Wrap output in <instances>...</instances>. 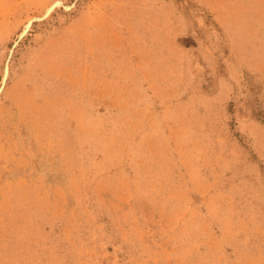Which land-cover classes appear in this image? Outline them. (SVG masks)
I'll return each mask as SVG.
<instances>
[{
	"label": "rangeland",
	"instance_id": "1",
	"mask_svg": "<svg viewBox=\"0 0 264 264\" xmlns=\"http://www.w3.org/2000/svg\"><path fill=\"white\" fill-rule=\"evenodd\" d=\"M243 1L0 0V264H264Z\"/></svg>",
	"mask_w": 264,
	"mask_h": 264
},
{
	"label": "crops",
	"instance_id": "2",
	"mask_svg": "<svg viewBox=\"0 0 264 264\" xmlns=\"http://www.w3.org/2000/svg\"><path fill=\"white\" fill-rule=\"evenodd\" d=\"M242 4H249V0H245L243 2H241ZM241 10H237V20H236V25H235V29L237 30L238 37H240L241 33L243 32V30H248V31H254L255 30V6H251L250 8H241ZM239 14H243V15H250L249 17H247V21H246V26H245V18H240ZM241 46L237 45L236 48V56L237 57H241L242 56V51H241ZM254 50H252L251 53H253ZM260 175H261V179L264 183V166H261V170H260Z\"/></svg>",
	"mask_w": 264,
	"mask_h": 264
}]
</instances>
